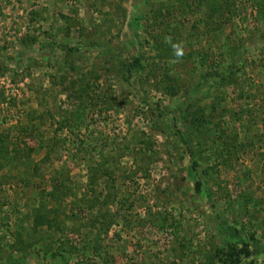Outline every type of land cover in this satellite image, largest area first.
Here are the masks:
<instances>
[{"label": "rangeland", "instance_id": "rangeland-1", "mask_svg": "<svg viewBox=\"0 0 264 264\" xmlns=\"http://www.w3.org/2000/svg\"><path fill=\"white\" fill-rule=\"evenodd\" d=\"M6 131L0 264H264V0H0Z\"/></svg>", "mask_w": 264, "mask_h": 264}, {"label": "trees", "instance_id": "trees-1", "mask_svg": "<svg viewBox=\"0 0 264 264\" xmlns=\"http://www.w3.org/2000/svg\"><path fill=\"white\" fill-rule=\"evenodd\" d=\"M241 70L243 71L242 65H240L239 61L227 62V65L225 66L223 71H217V70L215 71V77L218 78L219 84H220V82L223 85L230 84L231 82H234L236 80L238 72H240ZM2 101L4 103L11 102V101H7L6 98L3 97V95H2ZM74 118L78 119V115H76ZM63 120H66V118H64ZM206 120H207L206 123H208V124L212 123L210 118H208V119L206 118ZM14 123L15 124H13L11 126L14 128L13 130L16 132V136H15L16 142L12 141L11 144H13L15 147L20 149V144H22V143L27 144L28 140H25V139H27V137H29V136L33 137L34 133L36 132V128L34 126V123H27L26 125L22 126L19 122V119H15ZM63 125H64V123H63ZM192 132L193 131H189V134H192ZM8 133H9V131H6L5 133H0V151L4 150V147H2L1 144H3L4 142H6V140H8ZM18 133H20V134L24 133V135L26 136V138H23L22 142H20L21 139H19V137L17 136ZM28 148H30V147L27 146V149ZM4 159L5 158L0 159V168L2 167V164L4 165V163H3ZM10 161H11L10 157H6L5 164L10 162ZM196 162H197L196 160L192 159L191 165L193 166V168H194ZM27 163H28V161H27ZM89 170H90L89 175L91 176L90 182H92V180H97L98 177H102L101 174L105 173L106 170H108V168L105 170V168L101 164H99V166L97 168L95 166H93V167L90 166ZM202 172H203V174L205 173L204 170H202ZM201 183H202V181L200 180V177L198 179L195 178V185H196L197 190L200 189ZM54 191H56L58 194H56L55 197L53 196L54 198H52V200L55 202L63 203V201L65 200L64 196L66 194V193H64L63 187L61 188L59 186H54ZM78 200L83 201L82 203L85 205L87 204V207L90 210H92L93 207H95L96 203L98 202L96 197L95 198L92 197L91 200L84 199V198H82V199L80 198ZM94 218H95V220L92 219L89 222L91 224V226L93 227V229L98 231L101 226H105V225L108 226V224L106 223L107 221L105 220V216L102 217L101 215H96V216H94ZM98 220H100L101 222H99ZM97 221H98V225H96V223H95Z\"/></svg>", "mask_w": 264, "mask_h": 264}, {"label": "clouds", "instance_id": "clouds-1", "mask_svg": "<svg viewBox=\"0 0 264 264\" xmlns=\"http://www.w3.org/2000/svg\"><path fill=\"white\" fill-rule=\"evenodd\" d=\"M181 53H180V51L179 50H177V55H180Z\"/></svg>", "mask_w": 264, "mask_h": 264}]
</instances>
